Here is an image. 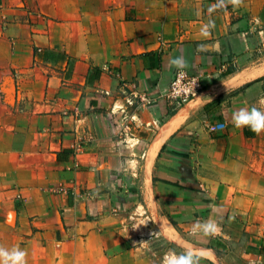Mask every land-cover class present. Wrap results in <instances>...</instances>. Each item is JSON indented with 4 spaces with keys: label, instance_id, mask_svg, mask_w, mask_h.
Masks as SVG:
<instances>
[{
    "label": "crops",
    "instance_id": "1",
    "mask_svg": "<svg viewBox=\"0 0 264 264\" xmlns=\"http://www.w3.org/2000/svg\"><path fill=\"white\" fill-rule=\"evenodd\" d=\"M178 57L207 84L173 110ZM245 107L264 111V0H0V249L152 264L139 236L158 219L194 264H264V131L234 125Z\"/></svg>",
    "mask_w": 264,
    "mask_h": 264
},
{
    "label": "rangeland",
    "instance_id": "2",
    "mask_svg": "<svg viewBox=\"0 0 264 264\" xmlns=\"http://www.w3.org/2000/svg\"><path fill=\"white\" fill-rule=\"evenodd\" d=\"M157 220L155 228L151 226L150 229L144 231L143 235L139 236L141 240L139 245L142 247V252L152 264H168L170 260H178L189 253L194 254L175 226L168 225L167 227ZM225 253L220 252L218 254L219 258H214V264H243L241 260L233 261L229 259ZM199 254L203 259L209 260L203 252H199Z\"/></svg>",
    "mask_w": 264,
    "mask_h": 264
},
{
    "label": "clouds",
    "instance_id": "3",
    "mask_svg": "<svg viewBox=\"0 0 264 264\" xmlns=\"http://www.w3.org/2000/svg\"><path fill=\"white\" fill-rule=\"evenodd\" d=\"M178 68H184L186 62L182 57H178L171 61ZM233 123L236 127L249 126L253 132L260 133L264 131V111L255 107L250 110L245 107L233 113ZM206 233H215L218 228L215 222H208L201 225ZM25 252L19 248L8 251L0 249V257L4 258L3 264H24ZM168 264H194L192 254L182 256L178 260H170Z\"/></svg>",
    "mask_w": 264,
    "mask_h": 264
},
{
    "label": "built area",
    "instance_id": "4",
    "mask_svg": "<svg viewBox=\"0 0 264 264\" xmlns=\"http://www.w3.org/2000/svg\"><path fill=\"white\" fill-rule=\"evenodd\" d=\"M206 84L207 78L198 69L190 70L179 68L175 70L167 93L168 100L173 104V110L179 109L192 100L198 93L205 89ZM139 97L144 103L148 102L146 95H139ZM129 103H132V101Z\"/></svg>",
    "mask_w": 264,
    "mask_h": 264
},
{
    "label": "trees",
    "instance_id": "5",
    "mask_svg": "<svg viewBox=\"0 0 264 264\" xmlns=\"http://www.w3.org/2000/svg\"><path fill=\"white\" fill-rule=\"evenodd\" d=\"M216 102H217V101H216ZM216 102L214 101V103H216ZM212 104H213V103H212ZM208 106H209V105H208ZM208 106H206V109L209 108Z\"/></svg>",
    "mask_w": 264,
    "mask_h": 264
},
{
    "label": "bare ground",
    "instance_id": "6",
    "mask_svg": "<svg viewBox=\"0 0 264 264\" xmlns=\"http://www.w3.org/2000/svg\"><path fill=\"white\" fill-rule=\"evenodd\" d=\"M146 184V183H145Z\"/></svg>",
    "mask_w": 264,
    "mask_h": 264
}]
</instances>
